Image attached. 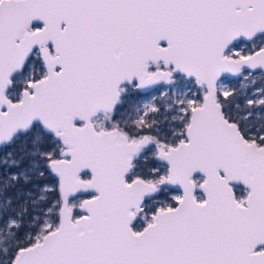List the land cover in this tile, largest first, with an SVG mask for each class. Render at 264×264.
Wrapping results in <instances>:
<instances>
[{
	"label": "snow or ice",
	"instance_id": "1",
	"mask_svg": "<svg viewBox=\"0 0 264 264\" xmlns=\"http://www.w3.org/2000/svg\"><path fill=\"white\" fill-rule=\"evenodd\" d=\"M0 264H264V0H0Z\"/></svg>",
	"mask_w": 264,
	"mask_h": 264
}]
</instances>
